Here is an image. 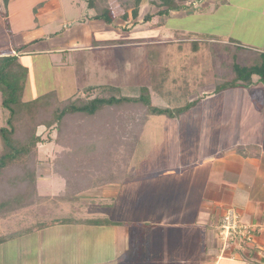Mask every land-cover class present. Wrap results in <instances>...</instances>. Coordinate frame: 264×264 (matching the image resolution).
Returning <instances> with one entry per match:
<instances>
[{
    "label": "rangeland",
    "instance_id": "374dc122",
    "mask_svg": "<svg viewBox=\"0 0 264 264\" xmlns=\"http://www.w3.org/2000/svg\"><path fill=\"white\" fill-rule=\"evenodd\" d=\"M74 1L75 4L63 6L61 9L64 17L74 18L68 22H63V17H58L51 24L41 27L40 31L29 30L19 34L10 29V34L7 33L11 40L10 46L0 53L13 49L12 55H16L19 62L26 68L24 101L47 94H51L59 102L75 95L84 97L85 88L99 85H111L119 88L124 96L138 97L139 88L146 87L154 106L176 112L184 110L193 102L195 107L192 110L188 109L190 112L220 113L223 111V115H226L228 122L231 123V130L233 124L249 127L248 131L238 136L231 135L228 144L253 142L252 145L257 147L259 145L254 142L263 139L264 146V131H260L258 124L261 117L262 121L264 119L262 84L247 89H227L218 97L220 99L210 102L205 100L198 104L195 99L201 89L213 86L217 76L223 77L230 74L234 63L251 66L261 62V55L264 54V15L260 14L263 11L261 3H258L261 4L260 6L252 3L253 10L248 11L249 0H175L181 8L177 12L170 11L167 14L160 12L165 8L159 7V0H139L138 16L132 19L131 11L125 14L126 18L124 17L125 9L131 10L137 1L119 0V9H109L113 15H110L113 21L112 26L119 29V35L106 30L104 25L101 31L92 32L90 50L82 41L77 40L78 44L74 46L77 49L73 57L78 61L67 67L61 65L60 56L56 52L49 54L42 51L45 46L53 51L56 50L54 47L62 46V42L53 41L55 37L62 34L61 31L73 30L75 31L73 33L80 34L79 26L88 24L89 20L84 19L93 16V11L88 10V0ZM104 2L108 5L109 0ZM69 10L73 12L71 16H68ZM147 15L151 16L149 20H145ZM78 20H84V23ZM45 21V18L39 20L41 25ZM42 35L47 39L45 42L42 41V44L22 54L16 53V50L21 48L23 40H32L35 36ZM2 41L4 39L0 36V42ZM103 41L111 43L108 47L97 46ZM113 44H119V50ZM153 70L156 71V76L151 74ZM198 88H200L199 91ZM251 98L253 103L250 101ZM254 99L259 103L258 109L254 107ZM1 112L0 106V127L2 126ZM51 132L52 130L43 131V128H40L38 132L42 133L41 136L45 140L42 145H39L42 163L36 170L37 193L49 199L42 203L46 213L51 214L55 219L76 220L102 218L103 214L111 220L131 221L141 225L139 223L146 218L143 214V216L131 217V212L130 214L120 212L119 215L117 212V216L116 211L108 214V210L104 209L101 214L99 204L86 210L81 202L75 204L63 201L56 204L52 202L53 197L60 195L64 190V182L52 173L53 167L49 164L61 151V148L54 144L55 134ZM203 134L206 137L209 132L203 131ZM193 135L195 134H191L190 138ZM206 139L209 140V138ZM199 141L200 144L204 142L201 138ZM224 146L227 145L224 143ZM156 148L155 150H158ZM144 183L145 180H141L126 185L121 191L120 201L128 202V207H136L139 196L143 192V187H136ZM133 203L135 205H132ZM145 203H141L142 207H139V204L137 208L143 211ZM75 208L76 210L80 208L78 214H74ZM237 211L239 216L242 210L237 208ZM37 216L38 219H42L37 210L28 208L11 214L6 219H0V236L8 239L7 242L0 244V264H92L100 260L103 254L111 252L107 240L102 239L99 243V238L94 233L97 227L57 226L11 239L10 233L28 229L37 222ZM45 218L52 220L48 215ZM47 221L49 222V219ZM81 239L84 244L86 243V248H89L88 254H85V250L81 247ZM112 253H115L114 257L107 260L111 262L110 264H129L131 261L133 264H143L142 262L149 260L147 256L142 259L136 260L135 257L132 259V252L122 255L120 251L112 250ZM241 255L243 253H239L237 258L243 260L244 256ZM246 261L247 264H258L255 261H249L248 258Z\"/></svg>",
    "mask_w": 264,
    "mask_h": 264
},
{
    "label": "crops",
    "instance_id": "0c3cea01",
    "mask_svg": "<svg viewBox=\"0 0 264 264\" xmlns=\"http://www.w3.org/2000/svg\"><path fill=\"white\" fill-rule=\"evenodd\" d=\"M262 1L264 0H249L248 11L253 10L254 4L252 3H255L256 6L262 4L263 11L260 14L264 15ZM71 4H75V1L10 0L7 6L10 29L14 33L21 34L29 30L40 31L41 27L51 24L58 17H63V22H68L74 18L64 17L61 9L63 6ZM108 5L109 9H119L117 0H109ZM71 13L73 12L69 10L68 16H71ZM109 15L113 16L111 10ZM92 17L84 19L89 20L88 24L81 20L84 24L82 23L83 25L78 28L81 30L80 34L73 33L75 32L73 30H70L71 33L66 30L61 31L62 34L55 37L53 41L62 42V46L54 47L56 49L54 51L45 46L42 53L56 52L60 56L61 65L68 67L71 63L75 64L78 61L73 57L75 49H77L74 48L78 44L77 40L82 41L84 46L89 47L90 50L92 32L101 31L104 25L106 30L119 35L118 28H113L112 24L106 25L101 21H96ZM41 18L46 19L42 25L39 22ZM0 36L4 39L0 42V51H2L10 46L11 40L8 38L9 35L1 18ZM46 40L43 35L35 36L32 40H23L20 47L24 49L16 53L22 54ZM110 43L103 41L99 42L97 46L108 47ZM113 46L119 50V44H113ZM11 52H14L13 49ZM70 59L72 60L69 61ZM252 82L251 87L261 84L256 76L252 77ZM209 87L207 88L209 90L205 88L201 91L198 88L200 93L198 92L195 98L198 104L205 100V102H210L220 99L218 97L226 91L214 93V84ZM250 101L253 103L252 98ZM254 102V107L258 109L259 103L256 99ZM194 107L195 105L190 110ZM190 110L182 112L174 118L165 115L150 116L144 126L137 151L135 150L132 154L129 162L128 176L130 180L123 184L104 185L84 193L81 204L85 206L86 210L99 204L101 214L104 209L108 210V214L112 211H116V215L117 212L118 215L120 212L128 214L131 212V217L142 214L146 217L139 223L141 225L131 221L111 220L103 214L102 219L105 218L114 224L104 226L77 224V226L97 227L94 233L99 238V243L102 242V239L109 242L111 252L103 254L98 260L99 263L95 261L92 264H110L111 262L107 260L114 257L115 253H112V250L120 251L122 255L132 252V259L136 258V260L147 256L149 260L142 262L143 264H247V258L251 262L262 264L255 246L258 245L264 249L263 139L254 142L259 145L257 147L252 145L253 142L228 144L231 135L238 136V134L248 131L249 127L234 126L233 124L231 130V123L228 122L226 115H223V111L220 113H195ZM258 124L260 131L263 132L264 119L262 121V117ZM203 131L209 132V134H206L205 137ZM213 131L215 132L213 133ZM191 134H195L191 137L194 140L190 138ZM261 134L263 135V133ZM200 138L204 140L202 144L200 141L198 142ZM224 143L227 146H224ZM141 180H145L144 185L136 187H143L139 202L136 207H128V202L125 203L119 199L122 197L121 191L126 185ZM143 202L146 203L143 206V211H140L137 206L140 204L139 207H142L141 203ZM237 208L242 210L238 216L239 221L253 226L254 242L252 247L251 245L250 247H246V245L242 249L235 248L233 245L224 247L223 242L217 237L216 228L225 211L233 209L238 212ZM79 210L80 208L78 210L75 208L74 214H78ZM47 215L52 218L51 214H46L43 219L50 221V218H45ZM38 218L37 216L36 221L39 220ZM90 219L97 218H82L79 221ZM57 226L60 225L53 227ZM46 229H37L21 235H29ZM81 247L85 250V254L89 253V248H86V243L84 244L82 239ZM239 253H243L241 255L244 256L243 260L237 258ZM129 264H133L132 261Z\"/></svg>",
    "mask_w": 264,
    "mask_h": 264
},
{
    "label": "trees",
    "instance_id": "16d2710c",
    "mask_svg": "<svg viewBox=\"0 0 264 264\" xmlns=\"http://www.w3.org/2000/svg\"><path fill=\"white\" fill-rule=\"evenodd\" d=\"M9 1L0 0V18L8 34ZM104 1L88 0V8L94 11V20L110 25L112 18ZM136 1L134 8L125 9V18L128 11H131L132 19L137 18L140 1ZM159 1V7L165 8L160 11L163 13L177 12L181 8L175 0ZM150 18L147 15L145 20ZM23 49L19 48L16 52ZM11 53H0V219L28 208L37 210L42 216L28 229L10 233L11 239L25 232L54 225L114 224L105 218L81 221L55 219L49 222L43 219L47 213L42 203L49 199L37 193L36 170L42 163L39 145L45 140L42 133H38L40 128L43 131L52 130L51 133L55 134L53 142L61 148L49 164L53 167L52 173L63 180L64 190L53 197L52 202L83 203L86 191L130 180L129 162L150 116L174 118L195 103H190L184 110L171 112L154 106L146 87L139 88L138 97H129L122 95L119 88L109 85L85 88L84 97L75 95L60 102L51 94L24 101L27 70L17 56ZM151 74L157 75L154 70ZM253 76L258 77L264 86V54L259 64L246 66L234 63L230 74L217 76L214 93L233 88H249L253 85ZM7 240L0 236V244Z\"/></svg>",
    "mask_w": 264,
    "mask_h": 264
},
{
    "label": "built area",
    "instance_id": "2783aa9c",
    "mask_svg": "<svg viewBox=\"0 0 264 264\" xmlns=\"http://www.w3.org/2000/svg\"><path fill=\"white\" fill-rule=\"evenodd\" d=\"M253 228L239 221V217L233 209H227L217 225L216 234L219 240L223 242L224 247L231 245L242 249L246 245H252L254 242ZM257 255L264 264V249L258 245L255 246Z\"/></svg>",
    "mask_w": 264,
    "mask_h": 264
}]
</instances>
